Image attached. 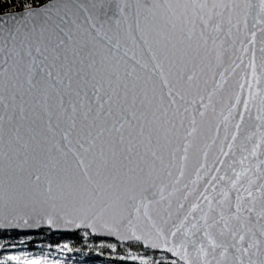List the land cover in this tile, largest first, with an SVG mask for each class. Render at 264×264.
<instances>
[{"label":"snow or ice","instance_id":"6c2138e0","mask_svg":"<svg viewBox=\"0 0 264 264\" xmlns=\"http://www.w3.org/2000/svg\"><path fill=\"white\" fill-rule=\"evenodd\" d=\"M43 225L264 264V0H0V234Z\"/></svg>","mask_w":264,"mask_h":264},{"label":"trees","instance_id":"16d2710c","mask_svg":"<svg viewBox=\"0 0 264 264\" xmlns=\"http://www.w3.org/2000/svg\"><path fill=\"white\" fill-rule=\"evenodd\" d=\"M8 256L40 260L42 264H110L107 250L101 252L92 242H85L78 231L53 233L38 230L24 234H0V258ZM15 264V262H12Z\"/></svg>","mask_w":264,"mask_h":264},{"label":"water","instance_id":"95a60500","mask_svg":"<svg viewBox=\"0 0 264 264\" xmlns=\"http://www.w3.org/2000/svg\"><path fill=\"white\" fill-rule=\"evenodd\" d=\"M38 230H49L53 233H72V232H76V231H72V230H65V229H55V228H49L47 225H43L39 228H24V229H14L11 230L10 232H19V233H24V234H30V233H34Z\"/></svg>","mask_w":264,"mask_h":264}]
</instances>
